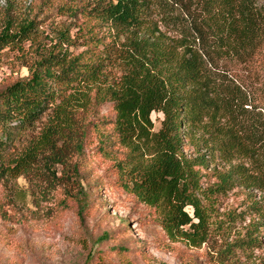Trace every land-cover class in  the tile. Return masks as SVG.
I'll list each match as a JSON object with an SVG mask.
<instances>
[{
  "label": "trees",
  "instance_id": "1",
  "mask_svg": "<svg viewBox=\"0 0 264 264\" xmlns=\"http://www.w3.org/2000/svg\"><path fill=\"white\" fill-rule=\"evenodd\" d=\"M80 11L84 20L57 36L59 50L0 92V163L49 110L66 119L84 110L78 151L86 128L112 125L127 151L113 166L116 184L157 210L169 238L193 247L223 238L218 197L238 186L264 191V77L241 81L220 63H247L264 49V0H95ZM42 23H8L0 52L22 50ZM105 103L114 118L85 124ZM153 113L163 116L158 130ZM103 137L101 152L111 158ZM186 138L209 154L188 158ZM208 156L231 168L214 169L216 181L205 186ZM258 226L227 252L262 247Z\"/></svg>",
  "mask_w": 264,
  "mask_h": 264
},
{
  "label": "rangeland",
  "instance_id": "2",
  "mask_svg": "<svg viewBox=\"0 0 264 264\" xmlns=\"http://www.w3.org/2000/svg\"><path fill=\"white\" fill-rule=\"evenodd\" d=\"M94 1L0 0V34L10 22L43 21L38 34L22 50L7 48L0 52V92L28 76L29 68L41 57L59 50L57 36L75 28L76 21H83L80 10L90 8ZM220 65L229 76L241 81L253 76L262 78L264 49L247 63L230 60ZM96 110L85 124L114 118L110 103L100 104ZM83 113L81 110L66 119L49 110L33 129L22 132L0 163V264L260 262L264 257V191L238 186L218 197L217 219L224 220L226 228L223 238L213 237L201 247L182 239L172 240L159 224L157 210L116 184L113 166L127 151L119 145L112 125L86 128L82 152L78 151ZM88 114L86 111L84 116ZM162 118L160 113L152 114L155 130L160 128ZM103 136H109L111 141V158L101 152ZM197 144L185 139L183 151L188 158H197L199 151L209 154ZM207 158L212 162L204 171L205 186L216 181L214 169L231 168L218 156ZM257 223L263 224L258 226L262 247L227 252L237 237L247 233L248 226Z\"/></svg>",
  "mask_w": 264,
  "mask_h": 264
}]
</instances>
